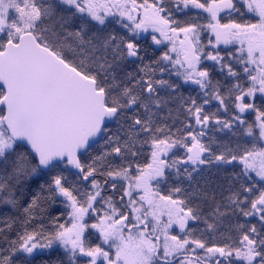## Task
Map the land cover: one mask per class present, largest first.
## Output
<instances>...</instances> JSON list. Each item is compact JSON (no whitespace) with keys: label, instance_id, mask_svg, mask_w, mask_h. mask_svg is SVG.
Returning a JSON list of instances; mask_svg holds the SVG:
<instances>
[{"label":"snow or ice","instance_id":"snow-or-ice-1","mask_svg":"<svg viewBox=\"0 0 264 264\" xmlns=\"http://www.w3.org/2000/svg\"><path fill=\"white\" fill-rule=\"evenodd\" d=\"M0 264H264V0H0Z\"/></svg>","mask_w":264,"mask_h":264}]
</instances>
